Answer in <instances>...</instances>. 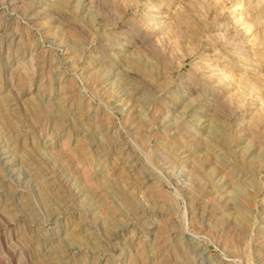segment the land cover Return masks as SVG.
<instances>
[{"label":"rangeland","instance_id":"1","mask_svg":"<svg viewBox=\"0 0 264 264\" xmlns=\"http://www.w3.org/2000/svg\"><path fill=\"white\" fill-rule=\"evenodd\" d=\"M0 264H264V0H0Z\"/></svg>","mask_w":264,"mask_h":264},{"label":"bare ground","instance_id":"2","mask_svg":"<svg viewBox=\"0 0 264 264\" xmlns=\"http://www.w3.org/2000/svg\"><path fill=\"white\" fill-rule=\"evenodd\" d=\"M151 8H152V7H151ZM154 10H155V9H154ZM154 10H153V11H154ZM152 13H153V12H152ZM158 15H159V14H158ZM154 16H155V15H154ZM153 21H154V18H153ZM239 58H240V57H239ZM210 59H211V58H210ZM213 69H214V68H213ZM207 80H208V79H207ZM251 105H252V104H251ZM1 152H2V151H1Z\"/></svg>","mask_w":264,"mask_h":264}]
</instances>
